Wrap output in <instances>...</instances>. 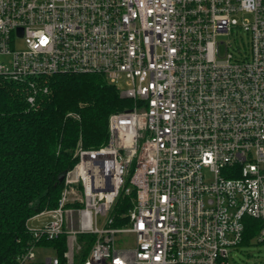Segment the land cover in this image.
Listing matches in <instances>:
<instances>
[{"label": "built area", "instance_id": "2783aa9c", "mask_svg": "<svg viewBox=\"0 0 264 264\" xmlns=\"http://www.w3.org/2000/svg\"><path fill=\"white\" fill-rule=\"evenodd\" d=\"M81 73L133 106L109 115L105 144H78L35 241L75 225L95 235L82 264H228L249 217L264 242V0H0V82L34 105L39 81ZM35 246L17 264H34Z\"/></svg>", "mask_w": 264, "mask_h": 264}, {"label": "trees", "instance_id": "16d2710c", "mask_svg": "<svg viewBox=\"0 0 264 264\" xmlns=\"http://www.w3.org/2000/svg\"><path fill=\"white\" fill-rule=\"evenodd\" d=\"M34 105L26 100V87L0 82V264H17V257L30 245L56 249L58 264H66V236L37 241L27 221L57 207L63 188L59 175L76 163L75 149L97 148L107 142L108 117L133 106L116 85L95 73L55 74L39 81ZM134 191L120 192L110 214L113 226L125 224ZM239 245L248 246L258 221L245 217ZM95 235L80 233L81 251L75 260L86 259ZM37 264H48L41 262Z\"/></svg>", "mask_w": 264, "mask_h": 264}, {"label": "rangeland", "instance_id": "374dc122", "mask_svg": "<svg viewBox=\"0 0 264 264\" xmlns=\"http://www.w3.org/2000/svg\"><path fill=\"white\" fill-rule=\"evenodd\" d=\"M245 35L242 31H238L234 37L232 38L231 46L228 48L232 51V47L235 43L237 45L241 44L240 39L244 38ZM22 42L20 40L16 41L15 48H21ZM241 49L243 47L241 46ZM77 195L81 194L80 188L76 186ZM74 207H81L82 204L80 201H77L73 204ZM48 219L46 216H38L37 218L30 219L28 221L29 228H38L41 222ZM103 222V216L99 215L98 217V225H101ZM69 230H76L75 225H69L66 227L63 234H65L66 238V252L64 253L65 263L66 264H78L75 260L76 256L81 251V245L77 241V235L80 234L78 232H69ZM68 231V232H67ZM129 237L124 236V234H118L116 237L117 244L121 245L122 242L127 243ZM35 259L33 261L34 264L45 262L46 259L54 258L56 256V249L50 245H36L34 248ZM68 253V256L66 255ZM89 253V252H88ZM228 264H264V242L258 243L253 242L248 246H235L230 248L229 250V257H228Z\"/></svg>", "mask_w": 264, "mask_h": 264}, {"label": "crops", "instance_id": "0c3cea01", "mask_svg": "<svg viewBox=\"0 0 264 264\" xmlns=\"http://www.w3.org/2000/svg\"><path fill=\"white\" fill-rule=\"evenodd\" d=\"M38 216H45V217H46L47 214L43 211V212H41V213H39V214H37V215L31 217L30 219L37 218ZM47 217H48V216H47ZM30 219H29V220H30ZM29 220H28V221H29ZM46 220H48V219H46ZM46 220H44V221H42V222H45ZM28 221H27V225H28ZM42 222H41V224H42ZM41 224H40V225H41Z\"/></svg>", "mask_w": 264, "mask_h": 264}, {"label": "water", "instance_id": "95a60500", "mask_svg": "<svg viewBox=\"0 0 264 264\" xmlns=\"http://www.w3.org/2000/svg\"><path fill=\"white\" fill-rule=\"evenodd\" d=\"M65 173H66V172H62V173L59 175V180H60V181L63 180V178H64V176H65Z\"/></svg>", "mask_w": 264, "mask_h": 264}, {"label": "bare ground", "instance_id": "6f19581e", "mask_svg": "<svg viewBox=\"0 0 264 264\" xmlns=\"http://www.w3.org/2000/svg\"><path fill=\"white\" fill-rule=\"evenodd\" d=\"M82 144V143H81Z\"/></svg>", "mask_w": 264, "mask_h": 264}]
</instances>
